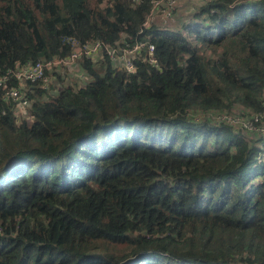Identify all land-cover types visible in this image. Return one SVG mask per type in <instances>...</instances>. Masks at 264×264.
Returning <instances> with one entry per match:
<instances>
[{
    "label": "trees",
    "instance_id": "obj_1",
    "mask_svg": "<svg viewBox=\"0 0 264 264\" xmlns=\"http://www.w3.org/2000/svg\"><path fill=\"white\" fill-rule=\"evenodd\" d=\"M153 1L0 0V76L31 104L18 122L0 88V264H264L263 136L218 120L264 114V1L143 29ZM67 39L101 43L88 81H15ZM141 43L131 71L105 50Z\"/></svg>",
    "mask_w": 264,
    "mask_h": 264
},
{
    "label": "built area",
    "instance_id": "obj_2",
    "mask_svg": "<svg viewBox=\"0 0 264 264\" xmlns=\"http://www.w3.org/2000/svg\"><path fill=\"white\" fill-rule=\"evenodd\" d=\"M131 3L136 4L139 0H129ZM245 1H252V2H259L264 0H245ZM178 0H156L152 2V7L150 9V13L147 15L142 28H147L152 25L157 16L160 17L162 25H168L173 23L172 20V13L177 7ZM67 43L70 44V54L60 60H52L47 63H36L34 65H24L18 67L17 70L12 73V76L15 78V81L19 82L21 86L26 82H35L39 79H43L46 81V77H44L45 72H51L54 69H57V72L61 74V72L66 69H74L78 67V63L81 59H87L92 62H97L102 58V45L98 41H93L90 43L81 44L75 39H67ZM147 44L141 43L138 46L136 45L132 49L128 50H120V54H115V50L106 48V52L108 56L111 58V63L113 66H117L118 70L126 69L128 71L133 70L132 58L135 55V52L139 51L140 49L144 48ZM153 46L148 44V62L152 65L156 64L155 59L152 57ZM80 70V69H79ZM9 74L7 72L5 75L0 76V88L2 91H5L4 98L6 100H12L15 105L16 109L24 108L27 110L30 108V103L25 98V95L21 93L16 88H9L8 81H9ZM63 76V75H62ZM69 76H73L76 80H79L81 83L88 81L89 78L86 74L80 70V73H73ZM6 89V90H5ZM218 120L225 125L232 127V128H239L241 131L245 133H254L260 136H263V141L260 143V149L262 153L259 155V160H264V114H254L251 115L250 118L247 117H240V116H220ZM256 134V135H257Z\"/></svg>",
    "mask_w": 264,
    "mask_h": 264
},
{
    "label": "crops",
    "instance_id": "obj_3",
    "mask_svg": "<svg viewBox=\"0 0 264 264\" xmlns=\"http://www.w3.org/2000/svg\"><path fill=\"white\" fill-rule=\"evenodd\" d=\"M205 1L207 0H178L177 7L171 14L173 23L176 24L181 20L189 19ZM154 23L162 24L159 16L156 17Z\"/></svg>",
    "mask_w": 264,
    "mask_h": 264
},
{
    "label": "rangeland",
    "instance_id": "obj_4",
    "mask_svg": "<svg viewBox=\"0 0 264 264\" xmlns=\"http://www.w3.org/2000/svg\"><path fill=\"white\" fill-rule=\"evenodd\" d=\"M73 73H77V74H79V73H80V70L77 69V67H76V68H74V69H66V70H64V72H63V71L61 72V74H62L63 76H65V75L69 76L70 74H73ZM72 79H74V78L70 76L69 81H67L66 83L73 81ZM77 81H78L79 83H81L79 80H77ZM48 83H49V82H48ZM55 87H56V86H55ZM234 112H238V111H236V109H234ZM234 116H240V114H239V113H235ZM16 117H17V119H18V122H19V121H22L21 119H24L28 124H30V119H28V118L26 117V110H25L24 108L16 109ZM240 117H241V116H240ZM18 122H17V123H18ZM239 256H241L242 258H244V257L246 256L245 251L242 250V251L240 252V254H238L237 256H235V258H237V257L239 258ZM238 258H237V259H238Z\"/></svg>",
    "mask_w": 264,
    "mask_h": 264
}]
</instances>
